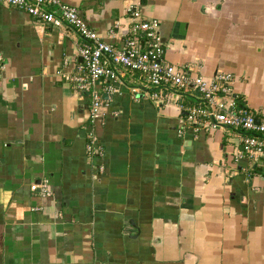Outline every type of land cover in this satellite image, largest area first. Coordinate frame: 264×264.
<instances>
[{
	"label": "crops",
	"instance_id": "obj_1",
	"mask_svg": "<svg viewBox=\"0 0 264 264\" xmlns=\"http://www.w3.org/2000/svg\"><path fill=\"white\" fill-rule=\"evenodd\" d=\"M63 1L114 46L131 35L128 6L156 18L167 62L231 73L264 122V0ZM81 44L0 4V264H264V163L243 133L185 123L197 92L134 101L129 76L95 84L90 120ZM88 131L102 154L86 153ZM44 181L49 195L31 189Z\"/></svg>",
	"mask_w": 264,
	"mask_h": 264
},
{
	"label": "built area",
	"instance_id": "obj_2",
	"mask_svg": "<svg viewBox=\"0 0 264 264\" xmlns=\"http://www.w3.org/2000/svg\"><path fill=\"white\" fill-rule=\"evenodd\" d=\"M0 4L15 7L31 17L54 27L67 25L81 38L79 48L83 74L76 78V89L88 94L89 119L100 115L104 104L94 90L99 81L107 83L106 90L116 91L117 84L129 76L128 89L134 101L150 100L156 105L172 102L174 97L199 94V104L185 108V123L194 129L231 128L243 133L242 152L254 161L264 163V122L238 101L233 90V76L229 72H217L207 80L193 73L190 65H173L166 61L159 21L145 18L133 5L127 7L131 20V35L121 46L105 41L79 14L78 10L63 0H0ZM141 34H143L141 36ZM3 61L0 56V72ZM240 133V134H241ZM86 153L92 157L102 154L93 131H88ZM241 156V152L238 153ZM102 170L103 168H98ZM49 195L46 181L33 184Z\"/></svg>",
	"mask_w": 264,
	"mask_h": 264
},
{
	"label": "water",
	"instance_id": "obj_3",
	"mask_svg": "<svg viewBox=\"0 0 264 264\" xmlns=\"http://www.w3.org/2000/svg\"><path fill=\"white\" fill-rule=\"evenodd\" d=\"M143 34H141V36H142Z\"/></svg>",
	"mask_w": 264,
	"mask_h": 264
}]
</instances>
